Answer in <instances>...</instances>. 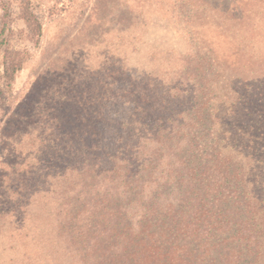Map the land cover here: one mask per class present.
<instances>
[{
	"label": "trees",
	"instance_id": "trees-1",
	"mask_svg": "<svg viewBox=\"0 0 264 264\" xmlns=\"http://www.w3.org/2000/svg\"><path fill=\"white\" fill-rule=\"evenodd\" d=\"M32 9L21 18L41 39ZM198 45L65 102L36 171L42 214L16 229L29 249L0 264H264V63L233 86ZM22 69L17 53L0 61V105ZM237 108L257 121L232 128Z\"/></svg>",
	"mask_w": 264,
	"mask_h": 264
},
{
	"label": "rangeland",
	"instance_id": "rangeland-1",
	"mask_svg": "<svg viewBox=\"0 0 264 264\" xmlns=\"http://www.w3.org/2000/svg\"><path fill=\"white\" fill-rule=\"evenodd\" d=\"M24 1L0 0V61L17 53L23 62L0 105V263L29 249L22 238L29 227L20 237L16 229L42 214L43 204H34L45 185L36 171L60 136L67 100L90 101L97 79L111 82L110 72L123 65L150 73L172 64L169 52L186 54L201 43L233 86L264 63V0H31L41 39L21 18ZM246 114L237 108L227 122L257 121Z\"/></svg>",
	"mask_w": 264,
	"mask_h": 264
}]
</instances>
